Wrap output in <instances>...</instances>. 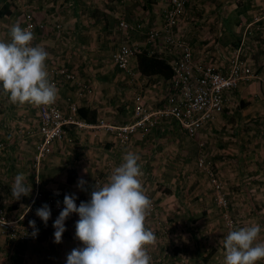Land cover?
Instances as JSON below:
<instances>
[{"label":"crops","instance_id":"0c3cea01","mask_svg":"<svg viewBox=\"0 0 264 264\" xmlns=\"http://www.w3.org/2000/svg\"><path fill=\"white\" fill-rule=\"evenodd\" d=\"M167 3L168 0H0V11L8 8V15L0 17V41L11 42V27L19 23L22 28L23 13H33L34 20L44 27L36 32L32 45L48 52L49 80L55 81L58 89L52 105L86 126L82 129L70 126L68 135L73 143L54 145L52 153L36 166L33 157L37 136L30 135L38 126L36 107L12 104L0 94V142L6 146L0 156V195L5 218L35 221L38 230L32 242H11L0 237V264H66L67 255L83 246L75 238L79 216L72 214L65 221L62 242L56 244L53 223L60 211L49 206L51 218L45 226L36 215L37 209L49 199L63 201L66 194L74 195L75 202L90 198L96 182L103 185L129 151L140 156L142 184L152 201L145 222L157 236L155 245L148 246L152 256L172 250L173 244L174 260L169 264H224L223 244L219 240V244H208L215 241L211 236L220 233L217 230L220 225L223 227V218L237 220L236 228L258 223L262 228L258 242H264L263 63L256 69L259 76L228 93L223 113L193 138L176 122L168 120L161 121L149 134L138 132L126 144L118 145L114 134L99 126L100 121L112 126L130 123L138 91L151 109L159 107L167 96L166 79L142 75L137 58L133 65L138 76L133 83L111 60L113 51L123 41L148 49L144 34L160 26ZM201 5L200 0H192L179 25L180 35L190 44L194 59L211 60L224 69L233 52L241 50L242 59L250 61L243 46L249 39L202 37L204 32L199 29L202 24L195 15L201 12ZM213 6L211 12L216 11ZM215 19L209 23L216 24ZM227 19L225 15L224 31L228 34L229 27L231 35L238 34L233 22L243 19ZM122 21L139 24L141 30L128 34L119 26ZM261 43L264 50V41ZM263 56L264 53L255 55L258 64ZM163 59L170 65V59ZM58 69L74 74L75 79L55 74ZM71 107L77 112L73 113ZM79 109H87L93 115L84 120L78 114ZM201 158L210 163L223 181L228 211L217 204L208 176L198 166ZM18 173L25 175L32 191L16 201L11 196V186ZM81 179L85 184L78 187ZM173 237H177L175 243ZM201 237L207 245L198 243Z\"/></svg>","mask_w":264,"mask_h":264},{"label":"clouds","instance_id":"9594fccd","mask_svg":"<svg viewBox=\"0 0 264 264\" xmlns=\"http://www.w3.org/2000/svg\"><path fill=\"white\" fill-rule=\"evenodd\" d=\"M10 35L11 42L0 41V94L7 96L12 104H54L58 89L49 80L48 52L32 45L31 26L21 28L19 23L14 24ZM122 161L103 185L96 182L88 202L77 207L74 195L64 196V207L53 223L54 242H62L65 221L77 214L75 238L83 245L67 255L66 264H152L148 246L155 245L157 236L145 224L152 201L142 184L140 156L129 151ZM84 184L83 179L78 181V187ZM31 191L25 175H15L12 198L18 201ZM36 215L47 226L51 218L49 206L45 204L37 209ZM29 226L35 229V221H30ZM261 231L258 223L230 231L222 240L224 264H258L264 260V242H258Z\"/></svg>","mask_w":264,"mask_h":264},{"label":"built area","instance_id":"2783aa9c","mask_svg":"<svg viewBox=\"0 0 264 264\" xmlns=\"http://www.w3.org/2000/svg\"><path fill=\"white\" fill-rule=\"evenodd\" d=\"M190 1L168 0L161 15L160 26L144 34L147 50H143L136 43L130 44L123 41L113 51L111 60L129 80V83L137 82L138 70L133 65V60L143 52L148 55L161 54L163 58L170 59L169 66L172 70V76L165 80L169 92L159 107L149 108L145 103L143 93L138 91L134 96L133 120L130 123L112 126L100 121L99 126L112 132L118 145L126 144L138 132L147 135L161 121L168 120L176 122L188 137L193 138L208 122L223 113L228 102V93L236 90L240 84L251 82L256 78L251 67L242 59L239 50L233 52L227 59L224 69L218 68L211 60L203 62L194 59L190 44L184 37H181L179 32L180 20L185 15ZM23 19L22 28L31 26L35 40L36 32L42 30L44 26L37 23L31 13L23 15ZM119 26L128 34L141 30L139 24H128L124 21L120 22ZM54 73L67 80L75 79L74 74L65 69H58ZM51 83L55 84V81ZM35 107L38 126L35 133H30V135L36 134L37 136L33 157L37 166L45 156L52 153L54 145L73 143L68 135L70 126L80 129L86 126L74 117L65 115L60 108L54 105ZM70 109L73 113L77 112L75 107ZM5 150L6 146L0 142V156ZM198 166L209 177L217 204L225 207L227 199L223 192L224 185L215 175L210 163L201 158L198 160ZM89 200L90 198L76 202L77 207L81 202ZM53 207L61 211L64 207L63 201H55ZM227 225L229 228L232 227L233 220L228 219ZM35 230L36 226L33 229L21 220H7L5 212L0 207L1 238L11 242H30L37 237V235L33 236Z\"/></svg>","mask_w":264,"mask_h":264},{"label":"rangeland","instance_id":"374dc122","mask_svg":"<svg viewBox=\"0 0 264 264\" xmlns=\"http://www.w3.org/2000/svg\"><path fill=\"white\" fill-rule=\"evenodd\" d=\"M191 1H190V3H191ZM200 3H202L201 10H200L201 12H199L195 15H197L196 17L198 18L200 25L202 24L201 25L202 27H199V29H201L202 32H204V34H201L202 37L204 35H206L204 37V39H226L227 36L232 37V39H249L248 42H244L243 46L245 47V50L249 53L251 60L247 61L244 58H243V60L251 67V69L253 70V72L255 74V77L257 78V76H259V75H257L258 72L256 71V69H258L260 67L259 65H262L261 63H263V65H264V56H263V59L258 60V62L260 64H258L256 59H255V55H257L258 53H264L263 52L264 50H262L260 48L261 44H262L261 42L264 41L263 40L264 39V0H200ZM212 5H214L215 7H220V10L217 11V8H215L213 6L214 10H216V11L211 12V10H209V9L212 7ZM189 6H190V4H189ZM225 7H229L228 10H225ZM23 8L26 9V7H23ZM26 13H31V12H25L23 14L25 15ZM31 14L33 15V13H31ZM225 15L228 16V19L231 18L232 20L235 18L236 19L237 18L243 19V21L238 20L239 24L236 22H233V26H235L239 30L237 32L238 34H234V35L232 34L231 35L229 32V30L231 28H229V27H228V34L224 31L223 19H224ZM210 19H213V20L215 19L216 24L209 23ZM216 20H217V22H216ZM206 32H208V34H206ZM240 53H242L241 50H240ZM203 172L205 173V171H203ZM214 173L217 176L215 171H214ZM217 178L219 179V181H221L223 183V181L221 180V178L219 176H217ZM207 180H208L209 185L212 189V193H214V190L210 184L209 177H207ZM54 202L55 201L53 199H49V200H47L46 204L48 206H51L52 209H54V207H53ZM0 207H1V209H3L2 196L1 195H0ZM220 207H222V206H220ZM227 208H228V202H227V205L225 207H222V209L228 211ZM228 219L233 220L231 218H225V219L223 218V227L220 225V229L217 230V232H220V233L217 235L211 236L210 239L211 238L215 239V241L209 242L208 244L215 245V242L217 244H219L218 240L222 244L223 238L226 237L230 231L236 229V225H237L238 221L233 220L234 225L229 228L227 225ZM29 222L30 221H23V223H27V224H29ZM35 226H36V230H37V224L36 223H35ZM176 238L177 237L172 238L174 243L176 241ZM216 238H218V239L216 240ZM188 239H190V238H187V241H188ZM30 242H32V241H30ZM205 242H206V240H204L203 237H201L198 240V243H201V245L205 244ZM206 245H207V242H206ZM170 248L172 250L167 249L166 251L165 250L161 251L158 254H153V256L149 252H148V254L151 256L152 262L155 264H169L170 261L174 260L173 254L175 253L174 251H175L176 247L173 246V244H171ZM216 255L217 254H214L213 256L215 257ZM183 256L186 257V255H183ZM210 256H208L207 258H211ZM218 258H220L219 255H218L217 259ZM258 263L262 264L261 262H258Z\"/></svg>","mask_w":264,"mask_h":264},{"label":"trees","instance_id":"16d2710c","mask_svg":"<svg viewBox=\"0 0 264 264\" xmlns=\"http://www.w3.org/2000/svg\"><path fill=\"white\" fill-rule=\"evenodd\" d=\"M7 6L0 11V17L7 16ZM137 63L139 72L144 76L159 75L165 79H168L172 76V70L167 62L158 55H148L146 52L139 54L137 56ZM78 114L88 121V115H93L87 109H79Z\"/></svg>","mask_w":264,"mask_h":264}]
</instances>
